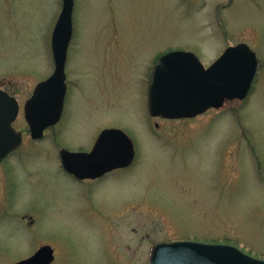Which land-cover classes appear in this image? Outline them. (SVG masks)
Listing matches in <instances>:
<instances>
[{"label":"rangeland","instance_id":"rangeland-1","mask_svg":"<svg viewBox=\"0 0 264 264\" xmlns=\"http://www.w3.org/2000/svg\"><path fill=\"white\" fill-rule=\"evenodd\" d=\"M62 0H0V86L19 98L22 145L0 164V264L44 244L52 264H149L162 241L229 243L264 258V0H75L61 121L33 139L24 104L55 69ZM248 43L260 69L244 100L193 118L152 116L149 78L182 49L211 64ZM124 129L137 157L78 180L60 149ZM33 221V224L31 222Z\"/></svg>","mask_w":264,"mask_h":264},{"label":"water","instance_id":"water-1","mask_svg":"<svg viewBox=\"0 0 264 264\" xmlns=\"http://www.w3.org/2000/svg\"><path fill=\"white\" fill-rule=\"evenodd\" d=\"M75 0H63L52 34L53 73L37 84L25 103L31 136L40 139L45 129L62 117L67 94L66 66L74 35ZM256 51L246 42L228 46L208 67L190 50H173L158 58L149 82L150 113L165 118L195 117L227 100L244 99L259 69ZM20 112L18 99L0 87V162L23 142L13 126ZM63 167L78 179L98 178L130 166L136 158L134 140L123 129L105 128L90 151L60 149ZM54 248L46 244L33 255L14 264H50ZM149 264H264L236 245L196 240L157 243Z\"/></svg>","mask_w":264,"mask_h":264},{"label":"flooded vegetation","instance_id":"flooded-vegetation-1","mask_svg":"<svg viewBox=\"0 0 264 264\" xmlns=\"http://www.w3.org/2000/svg\"><path fill=\"white\" fill-rule=\"evenodd\" d=\"M66 101H67V99H66ZM65 106H66V103H65ZM64 112H65V110H64ZM31 224H33V221L31 222Z\"/></svg>","mask_w":264,"mask_h":264}]
</instances>
